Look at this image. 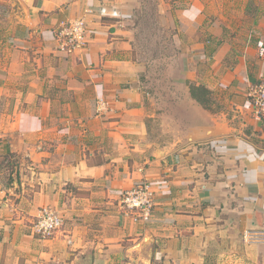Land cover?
<instances>
[{
	"label": "crops",
	"instance_id": "crops-1",
	"mask_svg": "<svg viewBox=\"0 0 264 264\" xmlns=\"http://www.w3.org/2000/svg\"><path fill=\"white\" fill-rule=\"evenodd\" d=\"M8 1L0 264H264V120L248 97L264 79V0ZM152 5L204 107L187 86L160 102L142 89L133 51ZM76 18L85 44L66 54L54 31ZM144 179L155 206L134 222L118 200ZM42 207L64 221L48 239L32 233Z\"/></svg>",
	"mask_w": 264,
	"mask_h": 264
},
{
	"label": "rangeland",
	"instance_id": "rangeland-1",
	"mask_svg": "<svg viewBox=\"0 0 264 264\" xmlns=\"http://www.w3.org/2000/svg\"><path fill=\"white\" fill-rule=\"evenodd\" d=\"M17 6L14 2L0 0V65L5 64L9 55L11 46L8 32L12 29ZM154 13L156 10L152 5L146 8L143 17L138 18L140 31L133 52L134 56L148 61L144 73L140 75L142 89L150 93V98L154 96L160 102L175 94L182 95L184 88L193 83L188 81L189 78L184 80L190 71L183 63V52L176 48L174 39L177 37L174 38L172 23L164 24ZM199 68L200 77H203L204 63Z\"/></svg>",
	"mask_w": 264,
	"mask_h": 264
},
{
	"label": "built area",
	"instance_id": "built-area-1",
	"mask_svg": "<svg viewBox=\"0 0 264 264\" xmlns=\"http://www.w3.org/2000/svg\"><path fill=\"white\" fill-rule=\"evenodd\" d=\"M58 48L69 54L85 44L88 26L84 18H76L64 22L54 31ZM250 111L256 120H264V79H260L250 87L248 92ZM155 206L154 183L144 179L136 183L130 190L122 193L118 200L121 215L134 222L150 221ZM32 223V233L40 239L51 238L63 224V217L49 207H42Z\"/></svg>",
	"mask_w": 264,
	"mask_h": 264
},
{
	"label": "trees",
	"instance_id": "trees-1",
	"mask_svg": "<svg viewBox=\"0 0 264 264\" xmlns=\"http://www.w3.org/2000/svg\"><path fill=\"white\" fill-rule=\"evenodd\" d=\"M189 93L190 96L197 102L199 103L202 107L206 104V94L207 90L204 88L203 85H194V84H189ZM8 163V162H7ZM15 165L14 162L8 163L7 167ZM0 168H1V163H0ZM9 181L7 182V184Z\"/></svg>",
	"mask_w": 264,
	"mask_h": 264
}]
</instances>
